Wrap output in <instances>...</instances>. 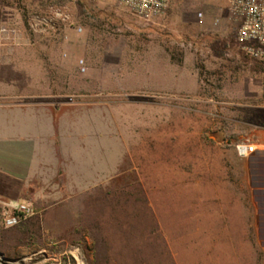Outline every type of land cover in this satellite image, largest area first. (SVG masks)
Listing matches in <instances>:
<instances>
[{
  "label": "rangeland",
  "instance_id": "rangeland-1",
  "mask_svg": "<svg viewBox=\"0 0 264 264\" xmlns=\"http://www.w3.org/2000/svg\"><path fill=\"white\" fill-rule=\"evenodd\" d=\"M222 5L170 0L141 18L105 1L0 0V43L57 45V89L112 92L146 186L113 190L102 221L65 239L37 211L6 227L0 209V264H217V231L244 202L236 145L264 130V66L217 21Z\"/></svg>",
  "mask_w": 264,
  "mask_h": 264
},
{
  "label": "crops",
  "instance_id": "crops-1",
  "mask_svg": "<svg viewBox=\"0 0 264 264\" xmlns=\"http://www.w3.org/2000/svg\"><path fill=\"white\" fill-rule=\"evenodd\" d=\"M62 51L0 43V209L25 201L39 215L36 226L65 239L102 221L100 206L111 202L113 190L132 180L142 192L146 186L126 126L113 116L112 92L104 89L95 100L57 89L53 69ZM250 143L255 148L247 155L236 150L244 202L238 220L222 221L217 231L225 252L217 264H264V130Z\"/></svg>",
  "mask_w": 264,
  "mask_h": 264
},
{
  "label": "built area",
  "instance_id": "built-area-1",
  "mask_svg": "<svg viewBox=\"0 0 264 264\" xmlns=\"http://www.w3.org/2000/svg\"><path fill=\"white\" fill-rule=\"evenodd\" d=\"M119 4L131 14L150 18L161 15L170 0H97ZM218 8L217 21L226 19L235 28V37L242 52L264 66V0H222ZM202 17L203 14L201 13ZM73 100L70 98V101ZM255 145L239 143L236 150L240 156L252 152ZM35 213L33 206L25 201L5 202L3 223L13 227Z\"/></svg>",
  "mask_w": 264,
  "mask_h": 264
},
{
  "label": "water",
  "instance_id": "water-1",
  "mask_svg": "<svg viewBox=\"0 0 264 264\" xmlns=\"http://www.w3.org/2000/svg\"><path fill=\"white\" fill-rule=\"evenodd\" d=\"M0 254H1V255H3V253H2V252H0Z\"/></svg>",
  "mask_w": 264,
  "mask_h": 264
}]
</instances>
